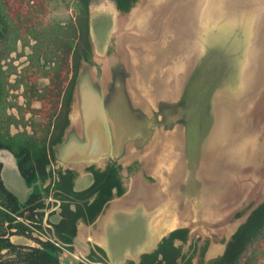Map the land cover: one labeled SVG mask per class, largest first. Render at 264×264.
I'll list each match as a JSON object with an SVG mask.
<instances>
[{
  "label": "water",
  "instance_id": "95a60500",
  "mask_svg": "<svg viewBox=\"0 0 264 264\" xmlns=\"http://www.w3.org/2000/svg\"><path fill=\"white\" fill-rule=\"evenodd\" d=\"M108 2L113 10V2ZM191 2L190 29L197 57L185 79L168 73L169 92L182 86L177 98L167 103H154L151 94L158 75L148 69L159 43L171 37L176 16L186 12L188 1L122 0L121 12L112 14L102 76L109 81L105 105L101 103L103 146L88 161L74 165L79 177L86 178L87 188L95 177L108 173L106 183L113 186L115 169L120 175L121 199L104 209L98 232H91L90 238L86 235L104 251V264H225L247 224L264 211V89L243 111L242 119L208 145L217 119V97L239 90L242 83L248 59L242 11L250 0H240L237 21L231 24L225 7L219 20L203 14L204 8L221 0ZM176 46L178 41L173 51ZM170 60L174 65L181 59ZM91 76L96 78L92 72ZM77 106L81 111L80 103ZM176 126L181 128L180 165L169 151ZM78 138L84 140L85 134ZM245 139L251 143L234 154V146ZM109 162H115V167H109ZM93 164L96 169L106 167V173L88 172L87 166ZM167 206L170 215L161 224L174 225L154 237L153 219ZM34 250L9 248L0 264H30L20 258H31V252L35 256Z\"/></svg>",
  "mask_w": 264,
  "mask_h": 264
},
{
  "label": "flooded vegetation",
  "instance_id": "af4514ba",
  "mask_svg": "<svg viewBox=\"0 0 264 264\" xmlns=\"http://www.w3.org/2000/svg\"><path fill=\"white\" fill-rule=\"evenodd\" d=\"M108 1L0 0V262L9 245L38 248L41 264L107 262L89 238L122 197L120 175L112 186L89 165L102 180L87 188L74 165L103 146L102 76L122 5Z\"/></svg>",
  "mask_w": 264,
  "mask_h": 264
},
{
  "label": "bare ground",
  "instance_id": "6f19581e",
  "mask_svg": "<svg viewBox=\"0 0 264 264\" xmlns=\"http://www.w3.org/2000/svg\"><path fill=\"white\" fill-rule=\"evenodd\" d=\"M187 1L188 6L186 12L176 16L177 24L174 30L170 32L171 37L159 43L155 62L148 69L150 73H157L158 75L155 81L156 89L151 94L155 104L159 102L167 103L168 100L177 98L182 85H179L180 88L169 92L167 75L169 72H172L176 76H182L185 79L194 66L197 57V50L192 42L193 33L190 29V27L193 28L194 21L193 2L191 0ZM239 2L240 0H221V4H217V6L204 8L203 14H212L216 20H219L223 16V9L225 7L226 14L229 17L228 23L231 24L237 21L235 15L237 13L236 10L240 8ZM243 9L242 19L245 31L246 57L248 59L242 70V83L239 90L225 92L217 97V119L208 140L209 146L213 145L235 121L242 119L241 114L243 111L251 108L260 92L264 89V0H250ZM166 34L168 36L169 32L167 31ZM185 40L190 43L183 44ZM175 41H178L180 46H176V50L173 51L172 45ZM260 42H262L261 45L259 44ZM183 53L187 54L183 55ZM174 56L175 58H180L182 61L175 62L174 65V60H170L168 63V59ZM183 79L181 82H183ZM154 121L155 119L152 118L151 122ZM173 132L175 139L169 151L171 152V157L176 155L175 158L180 165V159L178 157L181 146L180 126H176ZM249 143H251V140L245 139L243 144L240 143L234 146L232 149L234 154L243 152ZM160 193L159 191L158 195ZM169 215L170 210L167 206L166 210L161 211L153 219L151 230L154 237L162 236L169 230V227L174 225L172 223L168 227L167 225L161 224Z\"/></svg>",
  "mask_w": 264,
  "mask_h": 264
},
{
  "label": "trees",
  "instance_id": "16d2710c",
  "mask_svg": "<svg viewBox=\"0 0 264 264\" xmlns=\"http://www.w3.org/2000/svg\"><path fill=\"white\" fill-rule=\"evenodd\" d=\"M264 223V211L261 214H257L250 222L247 224L246 230L244 233L241 234V236L238 239V242L235 244L233 248H231L228 252V260L225 264H237L238 259L240 255L246 250L250 242L261 232V229L263 228ZM7 246L6 244L0 243V251L2 250V247ZM12 248H15V246L9 245ZM34 252L36 255L34 256V253L31 252V260L29 261L30 264L34 263L33 259L35 260L36 264H41L37 262V257L41 256L40 250L38 248H35ZM1 255V254H0ZM45 255V252H44ZM36 257V259H35ZM35 264V263H34Z\"/></svg>",
  "mask_w": 264,
  "mask_h": 264
},
{
  "label": "rangeland",
  "instance_id": "374dc122",
  "mask_svg": "<svg viewBox=\"0 0 264 264\" xmlns=\"http://www.w3.org/2000/svg\"><path fill=\"white\" fill-rule=\"evenodd\" d=\"M261 232L250 242L240 255L237 264H262L264 252V223Z\"/></svg>",
  "mask_w": 264,
  "mask_h": 264
},
{
  "label": "crops",
  "instance_id": "0c3cea01",
  "mask_svg": "<svg viewBox=\"0 0 264 264\" xmlns=\"http://www.w3.org/2000/svg\"><path fill=\"white\" fill-rule=\"evenodd\" d=\"M219 206H220V205H217V207H219ZM203 231H206V230L203 229ZM196 235H198L197 232H196ZM218 245H219V244H217V242L214 243V250H215V252L218 251ZM262 253H264V252H262ZM262 256H263V254H262Z\"/></svg>",
  "mask_w": 264,
  "mask_h": 264
}]
</instances>
